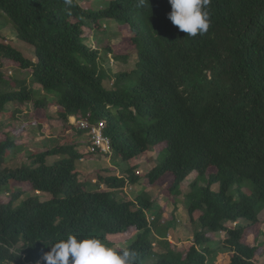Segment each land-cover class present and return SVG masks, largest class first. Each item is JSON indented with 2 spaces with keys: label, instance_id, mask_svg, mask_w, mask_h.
<instances>
[{
  "label": "trees",
  "instance_id": "trees-1",
  "mask_svg": "<svg viewBox=\"0 0 264 264\" xmlns=\"http://www.w3.org/2000/svg\"><path fill=\"white\" fill-rule=\"evenodd\" d=\"M207 10L208 31L189 37L167 19L168 0H108L96 11L77 0H0V23H9L15 38L34 53L29 59L0 41V85L9 89L0 92V112L8 104L32 103L34 122L47 119L46 99H36L37 89L4 72L11 69L57 95L52 101L64 123L59 146L33 152L28 164L15 168L1 167L16 146L0 132V264H45L50 245L69 235L101 239L112 248L107 236L130 229L134 238L114 249L135 250L137 264L150 257L151 264H264L262 243H243L245 227L233 226L240 219L249 229L260 225L257 215L264 208V0H211ZM100 20L127 25L134 33L137 62L130 73L111 75L99 51L86 45L83 27ZM106 80L115 89H106ZM83 120L87 128L80 126ZM97 125L108 146L91 152L89 138V151L78 152L70 139ZM158 146L163 148L157 164L146 169L142 156ZM102 153L117 161L115 169L124 164L125 170L97 171L98 182L109 190L91 191L79 181L76 164ZM52 156L63 157L48 165ZM210 167L216 173L208 176ZM192 172L186 213L192 220L201 212L200 229L186 255L172 252L165 240L160 243L167 252L158 253L153 247L158 230L167 235L176 218L154 212L146 193L123 201L116 191L145 177L173 201ZM214 183L218 191L211 189ZM27 191L33 194L20 200ZM208 232L227 234L221 242L227 262L215 261L220 249L210 247Z\"/></svg>",
  "mask_w": 264,
  "mask_h": 264
},
{
  "label": "rangeland",
  "instance_id": "rangeland-1",
  "mask_svg": "<svg viewBox=\"0 0 264 264\" xmlns=\"http://www.w3.org/2000/svg\"><path fill=\"white\" fill-rule=\"evenodd\" d=\"M77 2L89 10H99L104 8L107 5L108 0H77ZM84 35L86 36L85 43L91 49H95L99 51V55L101 57L102 67L105 68L111 75L116 73H130L135 69V64L137 62V55L134 45L131 42V39L134 37V33L131 28L127 25H120L113 20H100L96 25H93V28L88 26L83 27ZM7 41L10 43L16 50H18L24 57L32 59L34 57V53L31 47L27 44L18 41L15 38L14 30L9 23H5L1 21L0 23V41ZM125 57V59H121ZM5 73L12 74L13 77L18 78L22 81L29 89H37L35 98L43 99L45 98L48 107L45 112V116L47 115L46 120H41L40 122H34L33 112L34 106L32 103H25L22 106H17V108L13 106H8L9 108L3 110L2 112L9 116L7 121L1 120L0 114V123L3 124V128L5 129V133L15 142V148L9 151L7 157L1 163L2 168H15L22 164L29 162V156L33 153L44 152L47 149H51L53 147L59 146L62 143V138L59 133L63 129V120L57 113V109L55 104L53 103V99L57 98L55 93H47L43 91L38 86L32 84V79L28 73H21L18 71L8 70L4 71ZM112 81L106 80L104 82V87L108 90L115 89L112 86ZM120 90H125L122 84L119 85ZM9 89L0 85V92L6 93ZM17 109V116L15 115L14 119L9 113L14 112ZM19 116V117H18ZM69 123L73 124L74 129H77V122L74 117H69ZM78 119V118H77ZM88 124V121L83 120ZM10 127H7V125ZM89 125V124H88ZM75 140L70 139V141L76 144V149L80 153H86L89 151L88 147V139L89 136L87 134L76 135ZM101 146L103 147L102 143ZM103 148H106L104 145ZM163 146L155 147L151 152L146 153L147 156H142V161H144L143 167L151 168L155 164H157V157L159 153L162 151ZM63 156H52L48 158L47 163L51 165L54 161L61 159ZM139 161V159H138ZM117 163L111 157L104 155H95L92 159H83L77 161V169L80 170L79 181L85 183L87 185V189L91 191H108L109 189L98 182L96 173L101 170V173L104 170H108V172H115V174H123L125 170V165L120 164L118 169H115L114 166ZM110 170V171H109ZM214 168H210L208 173L213 174ZM147 170L143 169V174L146 173ZM195 178V174L189 175L181 184L182 193L173 198V201L176 202L174 205L171 201L172 198L167 195V190L164 187H158L156 185L151 186L145 180V177H141L142 179L138 184L135 185H127L125 188L116 191L117 196L123 201L134 200L138 195H142L144 193V197L147 200L152 201V209L153 211L158 212L160 210L164 211V217L168 218L173 215L176 218L174 228L169 230L167 235L166 232L161 227L158 230L157 236L158 241L156 240L154 243V250L158 253H166L167 248L163 246L161 241H168L169 249L172 252H184L186 255L188 248L194 242V233L199 231V222L198 217L201 215L200 211H196L192 220L188 217L187 208L188 203L185 199V194L190 190L189 184ZM205 183L201 182L200 185L204 186ZM20 189V188H18ZM215 190V189H214ZM246 191V187L243 188ZM233 196H236L235 192L230 191ZM33 193H29L27 191L24 195L20 197V200L25 199L27 196L32 195ZM0 195H4L3 193ZM6 197L9 198L7 195ZM42 198H47V196H41ZM18 202H16L17 204ZM15 204V205H16ZM152 212V211H151ZM150 216V213L147 212L146 216ZM152 218V216H151ZM151 218H149L151 220ZM257 220L260 221V225L252 226L251 229L247 228L249 224L240 219L239 222L234 227H245V231L242 237L243 243L254 246L258 243H262L264 247V208L257 215ZM232 225V223H230ZM260 232V233H259ZM135 230L130 229L126 234H119L113 236H107V242L118 250L123 249L125 245L129 243L130 240L134 238ZM169 235V237H168ZM208 239H210L211 245L210 247L220 249L217 254H215V261L217 263L227 262L226 251L223 250V246L221 242L227 237V234L224 232L212 233L208 232L205 235ZM187 247V248H186ZM202 247V246H200ZM199 247V248H200ZM222 249V250H221ZM213 256V259H214ZM264 260V254L262 256ZM154 257H150L147 264H151L154 262Z\"/></svg>",
  "mask_w": 264,
  "mask_h": 264
},
{
  "label": "clouds",
  "instance_id": "clouds-1",
  "mask_svg": "<svg viewBox=\"0 0 264 264\" xmlns=\"http://www.w3.org/2000/svg\"><path fill=\"white\" fill-rule=\"evenodd\" d=\"M70 2L71 0H66V3ZM210 2L211 0H168L171 11L167 19L189 37L204 35L210 27L207 10ZM102 155L105 156L103 153ZM193 173L196 177V173ZM206 174L210 173L207 171ZM219 188V183L211 185L214 191H218ZM50 246V250L42 257L45 264H137L138 260V253L135 250L129 248L118 252L97 238L78 239L74 235H69L67 239L59 240Z\"/></svg>",
  "mask_w": 264,
  "mask_h": 264
},
{
  "label": "built area",
  "instance_id": "built-area-1",
  "mask_svg": "<svg viewBox=\"0 0 264 264\" xmlns=\"http://www.w3.org/2000/svg\"><path fill=\"white\" fill-rule=\"evenodd\" d=\"M79 124L84 128H87L89 126L84 121H80ZM86 134L89 136L91 141V152L98 150L100 144L104 142V135L102 133L101 126H92L90 131Z\"/></svg>",
  "mask_w": 264,
  "mask_h": 264
},
{
  "label": "crops",
  "instance_id": "crops-1",
  "mask_svg": "<svg viewBox=\"0 0 264 264\" xmlns=\"http://www.w3.org/2000/svg\"><path fill=\"white\" fill-rule=\"evenodd\" d=\"M8 106H13L14 108H15V107L17 108V106H15L14 104H8V105L5 107V109H6V108L8 109V108H9ZM17 113H18V110L15 109L14 112L9 113V115L12 116V119H14V118H15L14 116H15V115L17 116ZM0 114H1V120H2V123H3V121H4V122H5V121L8 122L7 118L9 119V116H8L7 114L3 113V112H0ZM18 117H19V116H18ZM7 127H10V125L8 124ZM2 128H3V124L0 123V132H5V131H4L5 129H2Z\"/></svg>",
  "mask_w": 264,
  "mask_h": 264
},
{
  "label": "bare ground",
  "instance_id": "bare-ground-1",
  "mask_svg": "<svg viewBox=\"0 0 264 264\" xmlns=\"http://www.w3.org/2000/svg\"><path fill=\"white\" fill-rule=\"evenodd\" d=\"M102 145H103V147H104V145H106V147L108 146L107 141L105 140V138H104V142L102 143ZM100 146H101V144H100Z\"/></svg>",
  "mask_w": 264,
  "mask_h": 264
}]
</instances>
